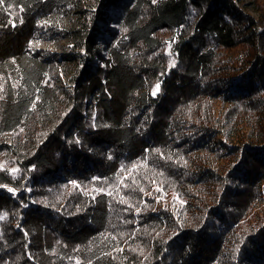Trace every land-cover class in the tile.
Here are the masks:
<instances>
[{
    "label": "trees",
    "instance_id": "1",
    "mask_svg": "<svg viewBox=\"0 0 264 264\" xmlns=\"http://www.w3.org/2000/svg\"><path fill=\"white\" fill-rule=\"evenodd\" d=\"M79 5L0 4V264H264V0Z\"/></svg>",
    "mask_w": 264,
    "mask_h": 264
},
{
    "label": "rangeland",
    "instance_id": "2",
    "mask_svg": "<svg viewBox=\"0 0 264 264\" xmlns=\"http://www.w3.org/2000/svg\"><path fill=\"white\" fill-rule=\"evenodd\" d=\"M241 3L245 2V4H248V0H238ZM77 4L79 5V8L82 7H87V6H91L92 4H94V0H76ZM250 14H252L253 16H256V13L252 10L249 11ZM78 15L77 14H73L72 16L65 18L62 21V25L65 26L66 28H72L73 26H76L78 23ZM114 26L112 25V28ZM71 45L70 41L68 39L65 38H56L53 40H44V41H40L37 43V46L39 48H43L49 51H54V52H63L66 51L67 48ZM63 63H65V67L64 69L61 68V66H59L60 64H56L54 67V71L56 72L57 78L59 81L64 80L67 76L66 74L62 73L64 71H67L70 64L68 63V61H63ZM216 107L218 106L217 104L215 105Z\"/></svg>",
    "mask_w": 264,
    "mask_h": 264
},
{
    "label": "snow or ice",
    "instance_id": "3",
    "mask_svg": "<svg viewBox=\"0 0 264 264\" xmlns=\"http://www.w3.org/2000/svg\"><path fill=\"white\" fill-rule=\"evenodd\" d=\"M3 2H4V0H0V4H3ZM157 87H158V86H157ZM12 171L15 172L16 170L13 169Z\"/></svg>",
    "mask_w": 264,
    "mask_h": 264
}]
</instances>
